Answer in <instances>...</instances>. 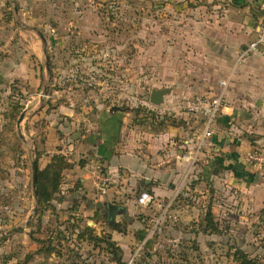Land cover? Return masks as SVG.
<instances>
[{
    "label": "crops",
    "instance_id": "1",
    "mask_svg": "<svg viewBox=\"0 0 264 264\" xmlns=\"http://www.w3.org/2000/svg\"><path fill=\"white\" fill-rule=\"evenodd\" d=\"M194 1L195 6H189L193 0H184L183 5L188 9L200 8L202 14L195 22L199 32L192 35L195 41L200 42L202 54L195 80L189 70L181 71L170 66L160 71L161 84L152 89H165L167 92L160 105L149 101L154 106L150 109L155 112L152 118L147 112L130 118V112L113 102L95 99L92 106L96 110L87 112L92 106H86L83 100L79 103V113L74 108L77 101L70 92L65 94V89L61 90L62 100L56 103L58 120L52 119L50 123L54 126L45 122L47 133L44 141L40 146L36 144L43 166L54 154H64L73 163L71 168L64 170L60 189L52 198L55 212L75 206L76 214H80L84 223L93 227L97 235H111V240L121 249L125 264L129 260L133 263L140 259L145 251L155 253L149 264L160 263L157 260L164 249L179 247L165 243V240L173 242L181 235L201 241L204 232L201 228L187 226L185 220L189 215L183 214L175 204L182 194L192 198L195 190H203L202 184L209 186V198L214 186L226 192L227 200H241L239 212L232 216L231 230L237 235L242 233L241 223L247 224L242 219H250L247 225L250 227L252 220L258 218L255 213H247V209L240 211V208L250 203L249 207L255 211L264 201V168L258 170L247 160L248 153L253 150L264 155V55L253 51L245 58H239L240 51L255 38L264 24V8L259 0ZM66 5L80 15L89 10L92 3L71 0ZM32 14L28 0H0V85L4 81L19 80L22 89H27L25 123L32 122L44 110L41 108L34 112L44 103L39 94L35 96L33 93H37L40 85L35 75L45 51L43 35L37 32V36L30 25L34 18ZM73 22L81 28L85 25L83 16H76L70 21L71 24ZM80 34L86 33L83 30ZM61 39L64 40L65 36ZM223 79L227 80L224 106L213 125L212 136L203 140L195 160L184 157L189 150H194L203 125L199 117L190 113L173 109L169 113L166 101L170 100L168 103L172 105L176 98L216 94L221 90L219 81ZM98 90L102 89L98 86ZM35 98H38L39 105H35L37 107L32 111L31 104ZM68 118H71L70 122ZM16 128L19 138H22L18 121ZM96 169L109 179L103 194L93 186ZM142 189H148L155 199L147 208L136 204ZM229 189L240 193L234 195ZM108 203L124 209L116 216V224H110L108 216L107 221H103ZM166 219L174 225L162 228L161 224ZM263 219L264 214H261L258 221L262 223L259 227L263 229L261 232H264ZM123 220H127L124 232L110 227ZM150 222L155 225H150ZM80 248L89 251L92 247L82 242ZM103 257L104 264H115L110 254L107 257L105 253ZM47 260L52 264H69L66 259L56 258L53 254ZM161 260L164 264L178 261L175 255L161 257Z\"/></svg>",
    "mask_w": 264,
    "mask_h": 264
},
{
    "label": "rangeland",
    "instance_id": "2",
    "mask_svg": "<svg viewBox=\"0 0 264 264\" xmlns=\"http://www.w3.org/2000/svg\"><path fill=\"white\" fill-rule=\"evenodd\" d=\"M69 1L28 0L34 16L30 25L37 36V32L43 35L45 51L35 75L40 85L37 93H33L35 96L39 94L44 103L40 107L35 106L39 105L38 98H35L30 108L34 111L33 108L37 107L34 112L43 108L42 115L37 114L32 122L25 123L27 89H22L19 80L4 81L0 85V264H52L44 260L42 254H35V249L42 243L38 241H44L50 230L67 225L64 214L57 218L49 209L42 211L40 216L37 210L32 212L37 205L32 187L31 162L41 154L36 144L40 146L44 141L47 133L45 122L48 121L49 125L52 119L58 120L56 103L62 100L61 90L65 89V94L70 92L77 101L74 105L76 112L81 111V101L85 100L82 103L92 106L96 100L113 102L130 112L129 117L132 118L152 111L150 109L154 106L149 103V95L154 86L161 84L160 71L171 66L191 71L194 80L198 77L201 45L192 35L199 32L195 22L202 16L200 8L188 9L183 5L184 0H84L91 2L92 6L78 15V11L67 7ZM194 2L191 4L195 5ZM76 16L85 19L83 28L70 23ZM83 30L85 35L80 34ZM62 36H65L64 40ZM98 86L102 90L99 91ZM169 101H166L165 107L170 106ZM91 108L86 111L97 109ZM15 110L18 117L13 130L6 132V115ZM22 113L24 116L19 128L22 138H19L16 124ZM70 120L68 118V122ZM43 165L39 160L37 169ZM202 187L203 190H195L192 198L182 194L175 205L183 214L189 215L186 225H192L193 229H200L206 209L210 206L221 233L204 234L199 242L189 235H181L173 242L165 240V243L179 247L164 249L157 261L162 263L161 257L175 255L178 261L170 264H235L232 259L235 247L264 261V232L259 229L262 223L258 222L260 215L264 214V201L255 211L252 206L249 207L250 203L240 208V211L247 209V213H255L258 218L251 219L250 227L247 226L250 219H242L247 224L241 223L242 233L237 235L231 230L232 216L239 212L241 200H227L226 192L214 186L209 198V186L202 184ZM229 192L234 195L240 193ZM192 214L194 217L190 218ZM73 221L84 223V219ZM123 222L126 224L127 220ZM172 223L166 219L161 227L173 226ZM181 225H184V220ZM185 242H189L187 246ZM93 261L91 258L90 262ZM103 261L101 254L94 263Z\"/></svg>",
    "mask_w": 264,
    "mask_h": 264
},
{
    "label": "trees",
    "instance_id": "3",
    "mask_svg": "<svg viewBox=\"0 0 264 264\" xmlns=\"http://www.w3.org/2000/svg\"><path fill=\"white\" fill-rule=\"evenodd\" d=\"M189 6L195 5L190 4ZM147 113H150L149 116L151 118L154 117L155 112L148 111ZM17 117L18 114L16 110L13 112L10 111L8 115H6V119L8 120V123H6V127L4 129L6 132L13 130V126ZM39 157L38 159L37 156L35 157L37 163L39 162ZM72 166L73 163L70 162L68 157L63 154H54L44 167L41 168L38 166L36 213L38 216H40L42 211L49 209L54 212L57 218H59V215L64 214L67 225L64 226V228L59 226L54 230H50L46 239H43L44 241H38L39 243H42L37 249H35V254H42L43 258L46 260L53 254L56 258L58 257L66 259L69 264H96L94 263L96 258L101 254L107 253V257L108 254H110L111 259L115 264H125L121 258V249L114 241L111 240L110 234L102 233L97 235L94 232V228L88 226L86 223L81 224L78 223V221H76L77 223H74V219H84L80 216V214H76L77 208L75 206L67 209H60L57 213L55 212L56 209L51 203L52 198L54 194L60 189V185L63 181L64 170L69 169ZM144 190L149 191L148 189ZM144 190H140L139 193ZM213 217L214 216L212 214L211 208L208 206L204 214V218L202 219L203 224L200 225V228L204 234L221 233V229H219V225L216 221H214ZM103 221H107V214L103 215ZM110 227L118 232H124L126 224L121 222ZM82 242L91 245L92 248L89 251L81 250L80 243ZM94 250H97V252H94ZM153 255H155V253L145 251L142 254V257L134 261L132 264H149V259L152 258ZM27 257H31V255H28ZM91 258L94 259L93 262H90ZM232 259L235 264H264V261H261L256 257H251V255L238 247L234 248ZM101 264H104V261Z\"/></svg>",
    "mask_w": 264,
    "mask_h": 264
},
{
    "label": "built area",
    "instance_id": "4",
    "mask_svg": "<svg viewBox=\"0 0 264 264\" xmlns=\"http://www.w3.org/2000/svg\"><path fill=\"white\" fill-rule=\"evenodd\" d=\"M260 6L264 8V0H259ZM257 51L264 55V24L260 26L254 39L247 43V45L240 51L239 58H245L249 53ZM221 90L216 94H196L191 97H182L173 101L172 105L167 107L169 113L173 110L184 111L195 115L201 119L203 130L200 137L196 140L194 150H189L187 155L191 160H195V155L201 149L203 140L212 136L213 125L224 106V90L227 87V80L219 81ZM193 152V153H192ZM195 152V153H194ZM191 157V158H190ZM247 160L252 163L258 170L264 168V155L258 153L256 150L251 151L247 155ZM108 177L104 175L100 169L94 170L93 186L99 193L106 192ZM154 196L149 191H141L136 198V204L139 207L147 208L154 202ZM126 264H132L129 260Z\"/></svg>",
    "mask_w": 264,
    "mask_h": 264
},
{
    "label": "water",
    "instance_id": "5",
    "mask_svg": "<svg viewBox=\"0 0 264 264\" xmlns=\"http://www.w3.org/2000/svg\"><path fill=\"white\" fill-rule=\"evenodd\" d=\"M167 91L165 89H152L150 91V95H149V101L153 104V105H160L163 101V96ZM24 114L22 113L19 116L18 119V124L20 123V120L23 118ZM31 170H32V187L34 189V198L35 200H37V192H36V183H37V163L35 160H33L31 162ZM37 207L35 206L32 210L33 213L36 212ZM124 212V209L122 207H119L117 204L115 203H108L107 204V216H108V222L110 224H116V216L118 214H122ZM31 217V215H30Z\"/></svg>",
    "mask_w": 264,
    "mask_h": 264
}]
</instances>
